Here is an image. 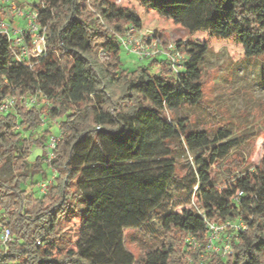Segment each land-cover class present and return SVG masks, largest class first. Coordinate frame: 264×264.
<instances>
[{
  "label": "trees",
  "instance_id": "16d2710c",
  "mask_svg": "<svg viewBox=\"0 0 264 264\" xmlns=\"http://www.w3.org/2000/svg\"><path fill=\"white\" fill-rule=\"evenodd\" d=\"M128 1L155 10L189 34L237 41L246 58L264 57V0ZM29 4L46 25L45 55L33 59L31 67L20 64L0 33V103L15 98L14 106L0 113V172L11 174L0 178V225L11 236L5 247L0 243V264H105L102 249L123 253L117 263L106 264H133L120 235L153 220L162 228L160 244L140 264H264V145L258 162L241 169L244 162L235 153L247 138L232 136L224 125L212 135L190 129L189 119L179 115L184 107L205 104L210 75L201 72V64L208 45L177 41L186 59L176 76L157 57L127 69L121 66L117 37L129 25L142 27L128 3ZM154 63L157 73L149 70ZM261 68L264 81V62ZM83 80L93 89L72 100L71 90ZM32 95L38 106H27ZM44 113L48 119L41 127ZM54 120L62 134L48 161L44 149ZM35 148L42 153L30 160ZM178 150L198 152L179 164L172 158ZM44 166L56 172L40 194V182L32 177H43ZM223 170L225 181L216 182L211 173ZM237 191L242 195L235 200ZM175 199L188 205L175 211ZM74 215L87 229L75 252L46 255L57 240L71 243L61 235V221ZM203 216L245 222L231 239L229 259L205 253ZM189 235L198 248H186Z\"/></svg>",
  "mask_w": 264,
  "mask_h": 264
},
{
  "label": "rangeland",
  "instance_id": "374dc122",
  "mask_svg": "<svg viewBox=\"0 0 264 264\" xmlns=\"http://www.w3.org/2000/svg\"><path fill=\"white\" fill-rule=\"evenodd\" d=\"M35 1L22 0L24 3ZM117 2L128 3L130 8L137 13L142 21L141 31L153 30L161 37L175 43L192 41L208 45L209 51L205 61L201 64V72L210 75L204 92L205 104L184 107L179 115L189 119L190 129L207 130L212 135L219 125H224L231 131L232 136L247 138L246 143L237 149L235 154H238L237 158L244 162L241 169L256 164L263 154L262 146L264 145V81L261 77L264 57L246 58L241 44L237 41L218 40L205 32L189 34L153 9L142 8L137 3L128 0H117ZM120 60L121 66L127 69L150 62V60L139 61L123 49L120 51ZM149 70L157 73L160 67L154 63L150 65ZM92 89L91 81L83 80L71 90L70 98L77 99L81 92ZM197 152L198 150H178L172 158L181 164L190 160ZM41 153L42 149H33L29 156L30 160ZM53 172L55 174L56 170L54 169ZM43 173V177L40 173L33 176V181L46 180L52 171L44 166ZM10 175L4 171L0 172V178H7ZM211 175L216 182L225 181L226 178L224 170L213 171ZM76 204L80 210L84 209L82 203L76 202ZM187 205L184 200L175 199L173 208L175 211H180ZM85 231L87 229L77 215L67 216L61 221V235L71 243L57 240L51 248H46L45 254L57 256L61 253L75 252V243L81 239ZM161 234L162 228L156 220H153L151 226H142L137 229L126 228L120 235L122 248L124 252H131L134 255L133 264H140L147 252L159 246ZM100 253H104L101 261L105 264L106 262L117 263L123 256L121 251L109 253L102 249Z\"/></svg>",
  "mask_w": 264,
  "mask_h": 264
},
{
  "label": "built area",
  "instance_id": "2783aa9c",
  "mask_svg": "<svg viewBox=\"0 0 264 264\" xmlns=\"http://www.w3.org/2000/svg\"><path fill=\"white\" fill-rule=\"evenodd\" d=\"M0 33L4 34L12 49L14 59L24 65L32 66V60L40 58L46 53V25L41 23L39 11L29 3H19L16 0H0ZM118 43L126 53L133 55L137 60L143 61L150 58H163L167 68L174 76L178 75L183 69L186 53L183 48L178 47L177 43L171 42L153 30L141 31L133 25L127 26L125 33L117 37ZM101 59L105 55L100 54ZM15 104V98L8 96L0 103V113H7ZM27 106H38L37 96L32 95L27 99ZM47 114L41 116L39 125L43 127L47 123ZM55 130L46 142L44 149L48 161L54 157L55 147L62 134L56 120L53 121ZM52 174L41 181L38 186L40 194H45L48 186L52 183L55 176L54 169ZM242 195L237 191L235 200ZM204 217V216H203ZM205 227L208 231V238L205 245V253H216L225 259L232 256L231 239L238 232L246 228L242 220L232 221L224 219L221 222H213L204 217ZM227 229L232 232L226 234ZM11 240L10 232L7 227L0 225V243L5 247ZM39 243V242H38ZM187 249L199 247L194 236H187L185 239Z\"/></svg>",
  "mask_w": 264,
  "mask_h": 264
}]
</instances>
